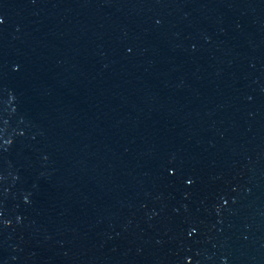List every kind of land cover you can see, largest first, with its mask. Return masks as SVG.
<instances>
[{
    "label": "water",
    "instance_id": "95a60500",
    "mask_svg": "<svg viewBox=\"0 0 264 264\" xmlns=\"http://www.w3.org/2000/svg\"><path fill=\"white\" fill-rule=\"evenodd\" d=\"M167 264H264V236L231 248Z\"/></svg>",
    "mask_w": 264,
    "mask_h": 264
}]
</instances>
